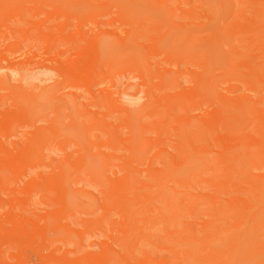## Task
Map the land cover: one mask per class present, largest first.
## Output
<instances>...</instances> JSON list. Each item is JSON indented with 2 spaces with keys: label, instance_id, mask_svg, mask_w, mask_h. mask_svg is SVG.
I'll use <instances>...</instances> for the list:
<instances>
[{
  "label": "rangeland",
  "instance_id": "374dc122",
  "mask_svg": "<svg viewBox=\"0 0 264 264\" xmlns=\"http://www.w3.org/2000/svg\"><path fill=\"white\" fill-rule=\"evenodd\" d=\"M0 264H264V0H0Z\"/></svg>",
  "mask_w": 264,
  "mask_h": 264
},
{
  "label": "bare ground",
  "instance_id": "6f19581e",
  "mask_svg": "<svg viewBox=\"0 0 264 264\" xmlns=\"http://www.w3.org/2000/svg\"><path fill=\"white\" fill-rule=\"evenodd\" d=\"M253 255V254H252Z\"/></svg>",
  "mask_w": 264,
  "mask_h": 264
}]
</instances>
